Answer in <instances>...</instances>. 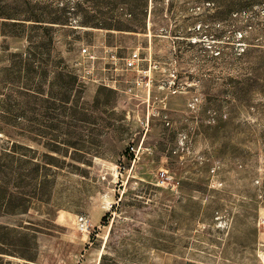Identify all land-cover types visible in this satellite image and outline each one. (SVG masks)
<instances>
[{
  "label": "rangeland",
  "instance_id": "obj_1",
  "mask_svg": "<svg viewBox=\"0 0 264 264\" xmlns=\"http://www.w3.org/2000/svg\"><path fill=\"white\" fill-rule=\"evenodd\" d=\"M59 2L71 7L55 49L70 68L84 45L138 49L150 93L126 92L134 70L118 90L79 80L53 151L26 97V137L13 136L26 161L0 174V264H264V0H147L122 29L89 13L107 0ZM242 8L263 24L231 20ZM25 10L0 0V99L28 44L8 16Z\"/></svg>",
  "mask_w": 264,
  "mask_h": 264
},
{
  "label": "trees",
  "instance_id": "obj_2",
  "mask_svg": "<svg viewBox=\"0 0 264 264\" xmlns=\"http://www.w3.org/2000/svg\"><path fill=\"white\" fill-rule=\"evenodd\" d=\"M25 2V18H18L17 14L8 16L12 19L9 25L13 26L10 35L23 37L28 44L25 51L10 54L6 66L8 76L4 84L9 87L4 98L0 99V133L10 139L11 145L4 147L0 153V174L3 176L8 175L11 162L21 164L26 161L27 146L13 137H26V97L29 96L32 101L31 131L35 137L47 138V147L53 151L59 143L54 131L58 125L67 123L65 118L70 116L74 108L73 94L79 83L78 76L55 49L56 27L67 24L69 16L66 13L71 7L69 2L63 6H59V0ZM80 4L74 3V7ZM146 10L147 0H107V5L90 8L89 13L98 23L122 29L119 27L124 17L129 15L141 19L146 16ZM233 17L245 18L247 25L252 28L253 24H263L258 21L260 13L250 8L232 12L231 20ZM19 26H24L26 30L18 31ZM40 106L46 109L45 112ZM61 115H64V119L60 118ZM42 126L48 129L44 131L45 135L40 133L43 131Z\"/></svg>",
  "mask_w": 264,
  "mask_h": 264
},
{
  "label": "built area",
  "instance_id": "obj_3",
  "mask_svg": "<svg viewBox=\"0 0 264 264\" xmlns=\"http://www.w3.org/2000/svg\"><path fill=\"white\" fill-rule=\"evenodd\" d=\"M141 62L142 57L138 49L133 50L128 56H121L117 48L109 44H104L101 54L89 45H84L73 68L80 81L104 85L116 90L119 89L120 77L124 76L125 72L134 70L140 74L132 85L127 86L126 92H134L137 87H142L147 88V92L150 93L152 78L149 72L152 71V65L149 70L142 69ZM79 224L82 231H88L91 220L81 216Z\"/></svg>",
  "mask_w": 264,
  "mask_h": 264
}]
</instances>
